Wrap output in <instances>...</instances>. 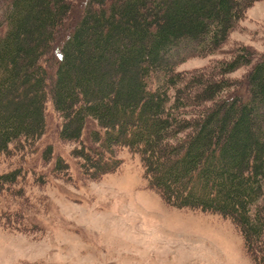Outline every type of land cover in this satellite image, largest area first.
<instances>
[{
    "label": "trees",
    "instance_id": "16d2710c",
    "mask_svg": "<svg viewBox=\"0 0 264 264\" xmlns=\"http://www.w3.org/2000/svg\"><path fill=\"white\" fill-rule=\"evenodd\" d=\"M254 1L0 0V229L43 233L24 179L50 105L82 179L116 172L125 149L164 205L228 220L264 264V51L236 44L177 69L219 51Z\"/></svg>",
    "mask_w": 264,
    "mask_h": 264
},
{
    "label": "rangeland",
    "instance_id": "374dc122",
    "mask_svg": "<svg viewBox=\"0 0 264 264\" xmlns=\"http://www.w3.org/2000/svg\"><path fill=\"white\" fill-rule=\"evenodd\" d=\"M236 44L264 51V0L247 8L219 51L189 57L177 69L202 67ZM192 49L184 47L186 52ZM173 52L169 57L180 54ZM46 115L45 134L28 159L33 171L24 179L25 214L43 233L31 238L0 229V264H252L228 220L164 205L147 188L138 157L127 150L120 152L116 172L98 181L82 179L70 155L74 144L59 138L61 119L50 105ZM47 145L52 158L44 166ZM57 157L69 167L59 176L53 171ZM39 175L44 181L36 180Z\"/></svg>",
    "mask_w": 264,
    "mask_h": 264
}]
</instances>
